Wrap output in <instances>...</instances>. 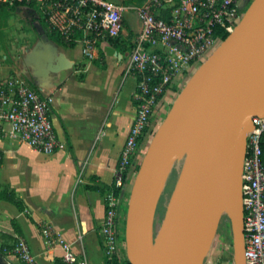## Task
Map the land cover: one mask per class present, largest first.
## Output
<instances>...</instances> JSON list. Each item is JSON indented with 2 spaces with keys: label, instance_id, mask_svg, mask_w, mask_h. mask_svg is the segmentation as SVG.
<instances>
[{
  "label": "crops",
  "instance_id": "0c3cea01",
  "mask_svg": "<svg viewBox=\"0 0 264 264\" xmlns=\"http://www.w3.org/2000/svg\"><path fill=\"white\" fill-rule=\"evenodd\" d=\"M110 1L141 4L145 0ZM23 6L37 9L36 5ZM128 13L118 40H100L91 60L82 56L80 44L68 45L51 36L40 20L44 29L34 27L23 37H15V48L23 52L20 62H0V80L20 75L51 98L50 120L62 144L46 154L11 138L6 124L0 132V193L15 195L22 206L0 196V244L6 240L11 245L17 236L23 237L37 264H69L62 259L63 243L88 264H107L99 234L103 195L112 187L114 168L135 112L136 80L125 69L140 23L138 30L128 29ZM171 95L162 97L155 108L156 123L161 121L156 111L163 106L165 110ZM146 143L144 139L140 144L138 160ZM134 176L135 170H130L125 179L120 219ZM43 225L52 228L49 242L42 236ZM123 230L120 221L121 244ZM6 237H13V242ZM3 253L11 264H25L13 253Z\"/></svg>",
  "mask_w": 264,
  "mask_h": 264
},
{
  "label": "water",
  "instance_id": "95a60500",
  "mask_svg": "<svg viewBox=\"0 0 264 264\" xmlns=\"http://www.w3.org/2000/svg\"><path fill=\"white\" fill-rule=\"evenodd\" d=\"M264 116V0L195 69L155 130L124 216L127 264H204L223 216L233 264L244 257L242 162L252 118ZM180 170L156 231L158 205ZM0 264H11L0 253Z\"/></svg>",
  "mask_w": 264,
  "mask_h": 264
},
{
  "label": "built area",
  "instance_id": "2783aa9c",
  "mask_svg": "<svg viewBox=\"0 0 264 264\" xmlns=\"http://www.w3.org/2000/svg\"><path fill=\"white\" fill-rule=\"evenodd\" d=\"M14 1L22 0H0V4L11 5ZM26 2L38 6L63 43L80 44L81 54L88 60L94 58L100 40L120 37L126 13L134 11L140 23L131 40L125 69V74L136 80L135 112L114 168L112 187L103 195L104 217L99 234L103 255L109 260L120 255L125 246L119 241L122 190L127 173L137 171L141 142L152 134L155 108L169 92V98L177 93L178 86L223 41L222 36L234 30L243 15L244 0H145L141 4L110 0ZM50 103V97L32 88L20 75L1 79L0 132L6 124L11 138L46 154L55 152L62 144L50 120ZM252 123L246 133L242 162L244 257L246 264H264V116L253 117ZM80 180L78 177L77 181ZM117 189L121 192L116 193ZM41 233L46 241L53 239L50 226L43 225ZM63 248L65 263L88 264L67 243H63ZM5 251L25 264H37L23 237L17 236L12 249Z\"/></svg>",
  "mask_w": 264,
  "mask_h": 264
},
{
  "label": "rangeland",
  "instance_id": "374dc122",
  "mask_svg": "<svg viewBox=\"0 0 264 264\" xmlns=\"http://www.w3.org/2000/svg\"><path fill=\"white\" fill-rule=\"evenodd\" d=\"M251 1L252 0L246 1L247 4H245V6L243 8V14L245 13L246 9L249 7ZM37 9L41 14L42 20L45 21L43 18V15L41 13V10L38 8V6H37ZM36 10L35 9L31 10L30 8H28L26 6H18L15 8V10L13 12L10 13V15L5 19V21L3 23H0V62L12 63V64H18L20 62V59L23 55V52L20 51L18 48H15V47H17V44H18V40L15 37L18 35L20 37L21 36L23 37V33H25L26 31H30L34 27H42L41 23L39 22L40 20L36 17V15H37ZM126 18H127V28L132 29L133 31L138 30L139 22H138L136 14L132 11V12L127 14ZM19 43L21 44L20 40H19ZM186 82L187 81H185V83ZM185 83L183 82V84H185ZM182 85L178 86V91H180L182 89L181 88V87H183ZM173 100H172V102H173ZM172 102H171V104H172ZM165 104L166 103H164V105ZM171 104L168 106L167 109H165L166 111L165 110L163 111L164 106H163V108L156 111V113H158V115L161 114V121L163 120V118L167 114ZM161 121H160V123H161ZM151 138L152 137L149 136L147 139V143H146L145 148H144V153L146 151V148H147L148 143L150 142ZM142 157L140 158V161H141ZM180 166H181V160H178L175 163V166L173 167V169L169 175V178L166 182L164 192H163L161 200L159 202V208H158L157 217H156V224H155L156 231L159 229L161 222L163 220L164 211H165V204H166V201L169 199L171 192L173 190L178 172L180 170ZM130 188H131V185H130ZM130 188H129V191H130ZM127 196H129V192H128ZM125 209H126V204H125ZM123 218H124V213H123L122 218L120 219L122 226H123V221H124ZM223 229L224 228L222 226L218 227L214 242L212 244V249H210V252H209L208 256L206 257L204 264H232V263H228L227 261H226L227 263L225 261H223V262L220 261V258L222 259V255L226 256L227 250H229L230 248L232 249V247H230V245L228 243L227 238H225L227 231H225ZM229 234H230V232H229Z\"/></svg>",
  "mask_w": 264,
  "mask_h": 264
},
{
  "label": "trees",
  "instance_id": "16d2710c",
  "mask_svg": "<svg viewBox=\"0 0 264 264\" xmlns=\"http://www.w3.org/2000/svg\"><path fill=\"white\" fill-rule=\"evenodd\" d=\"M141 1L142 0H135L136 3H139ZM23 5L34 6L35 3L26 2V0H22V1H14V3H12L11 5L0 4V23H3L5 21V19L10 15V13L15 10L16 7L23 6ZM40 20L42 21L41 23H42L43 27L48 31V33H50L51 36H55V38L59 42H62V40L60 39L58 34L53 29H51L49 27V25L46 23V21H43L42 18H40ZM222 37H223V40H224L227 37V35L224 34ZM109 40H113V41L116 40L117 41L118 38L117 39H109ZM178 92L174 93V95L172 97V100L176 97ZM172 100H171V102H172ZM171 102L166 105L165 109L168 108V106L171 104ZM159 123H160V120L157 121V123H155V125L153 127V130H152V134H154L155 130L159 126ZM152 134H151V137H152ZM139 164L137 165L136 170L138 169ZM119 192H121V190L117 189L116 193H119ZM0 196H3V198H6L7 200H10L16 206H18L19 208H22L20 201L18 200V198L15 195H13L11 193H0ZM158 208H159V205H158ZM122 210H123V213H124V216H125V211H126L125 206L123 207ZM157 212H158V209H157ZM156 217H157V213H156ZM123 220H124V218H123ZM155 224H156V222H155ZM123 225H124V221H123ZM221 226L224 228L223 230L227 231L225 238H227L230 247H232L231 236L229 234V232H230L229 231L230 230L229 219L226 216L222 217L219 227H221ZM6 239H9V240H11L13 242V237H6ZM13 244L10 245V244H8V242L6 240L3 241V243L0 244V252L3 253L7 249L8 250L12 249ZM224 256L225 255H222V259L220 258L221 262H223V261L232 262V249L230 248L229 250H227V254H226L225 257ZM106 262H107V264H127V260H126V257H125V250L123 249L121 251L120 255H115L111 259L107 260Z\"/></svg>",
  "mask_w": 264,
  "mask_h": 264
},
{
  "label": "flooded vegetation",
  "instance_id": "af4514ba",
  "mask_svg": "<svg viewBox=\"0 0 264 264\" xmlns=\"http://www.w3.org/2000/svg\"><path fill=\"white\" fill-rule=\"evenodd\" d=\"M247 0H244V6H245V4H247V2H246Z\"/></svg>",
  "mask_w": 264,
  "mask_h": 264
}]
</instances>
